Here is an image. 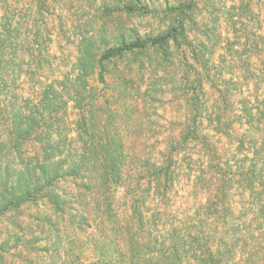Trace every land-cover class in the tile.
<instances>
[{"label": "rangeland", "instance_id": "obj_1", "mask_svg": "<svg viewBox=\"0 0 264 264\" xmlns=\"http://www.w3.org/2000/svg\"><path fill=\"white\" fill-rule=\"evenodd\" d=\"M176 26L182 34L163 48L105 61L100 82L105 49ZM28 116L38 139L17 146L38 159L44 140L65 138L72 154L82 117L103 134L116 124L141 190L111 187V211L87 178L54 187L65 210L43 196L3 210L0 195V264H73L77 253L86 264L139 195L146 222H131L130 233L151 255L175 248L183 264L208 252L219 264H264V0H0V140L9 150ZM20 148L0 156L11 179L24 170ZM223 186L226 222H193ZM77 211L90 222H73Z\"/></svg>", "mask_w": 264, "mask_h": 264}, {"label": "trees", "instance_id": "obj_2", "mask_svg": "<svg viewBox=\"0 0 264 264\" xmlns=\"http://www.w3.org/2000/svg\"><path fill=\"white\" fill-rule=\"evenodd\" d=\"M192 3H194V1H192ZM182 7L183 5L179 7V9L181 10ZM188 7L189 5L187 8ZM176 33L182 34L180 26L173 27L159 36H145L134 40H127L125 37H122L117 45L105 49L97 61V65L100 68V82L104 81L102 73L104 69L103 63L105 61L120 58L126 53L146 50L150 47L158 46L163 48L164 44L170 40V38H173ZM196 104L197 102H195V105ZM82 114H84V112ZM22 119L23 118H21V121ZM25 122L28 123L26 124L27 126H22L19 123L16 130L17 136L13 135V130H8L9 135H13L12 137H14L10 150L14 149L16 151L20 148L17 146L18 141L25 144L28 140L36 141V139H38L37 135L33 134L34 131L32 128L37 124L35 118L28 116ZM111 129V132L107 131L104 134V131L100 128L95 132L91 129V126H89L87 119L82 117V119L77 122L76 140L79 141V146H76V148L71 147L72 154L64 155L65 145H70L65 138H61L56 144L52 141H45L43 139V154L39 159L37 158L38 156L32 157L26 148L24 150L20 148L21 151H19L18 154L22 156V159H20L19 162L24 164V170L21 171L15 179H11V176L8 175L9 170H2L0 162V174L4 172L3 178L0 179V195L4 200L3 210L16 207L20 202L25 203L33 201L39 196L48 198L57 210H65L67 201H65L64 196H59L54 192V187L57 183L62 180L65 181L67 178H72L74 180L87 178L86 181L88 184L86 185V189L89 191L93 189L98 191L96 189L100 187L105 189L108 211L112 210V202L110 200L111 187L127 185L134 191H140V182L142 178L132 176L131 173L136 163L129 154L130 152L127 146L121 142L119 127L115 124ZM86 136L88 139L85 138ZM90 138L91 141H88ZM193 138H197L199 141L206 140V136H202L200 139L197 135H194ZM41 139L42 137L40 140ZM10 150L8 144L0 140V156L5 157V155H9L11 153ZM55 156L58 157L54 158ZM153 166L155 168L157 167L155 164ZM227 168H229V166H227ZM168 170H170V168ZM218 170L219 166L217 165L211 164L209 166V172H212V174L214 172L217 173ZM160 172H162V168H159L153 175ZM171 174L174 175L173 172ZM171 179L173 184L174 178L172 177ZM229 179L230 181L232 180V178ZM227 182L226 180L225 183ZM227 191V186H223L218 191V194H209L210 199H207L205 205L201 207V209L204 210L203 214L200 215L198 211L193 222H219L220 218L223 222H226L225 219L230 213L225 205V199L228 196ZM16 192H18V194H16ZM258 196L261 195L258 194ZM132 201L131 214H129L128 219H126L128 221L113 222L110 232L107 235L108 240H101L99 242L100 244H96L95 254L86 264H183L186 254L182 256L178 255V251L172 248L174 254L176 252L175 256H170V253L167 254L166 252L169 250L165 251V249H161L164 253L163 255L153 256L150 254L152 244L148 241L143 242L140 240L135 232H133L135 236L130 233L131 222H146L144 221L145 217L140 207H144L147 200L142 195H139L138 197H134ZM79 208H77L78 211H80ZM78 211L72 215L73 222H80V219L83 222H90L87 214H78ZM160 211L161 210L156 209L155 213H153V217L159 215ZM263 211L264 210H262L263 215L261 216H264ZM259 222H264V219ZM79 225L81 226V224ZM127 234L131 235L127 237ZM206 242L208 243V240ZM207 243L203 244L207 246ZM215 254L211 255V252H208V257L201 259L197 258L196 263L219 264ZM173 257H175L174 260ZM80 258V253H77L76 259L78 262ZM77 261L73 264H77ZM82 263L84 264V262Z\"/></svg>", "mask_w": 264, "mask_h": 264}]
</instances>
